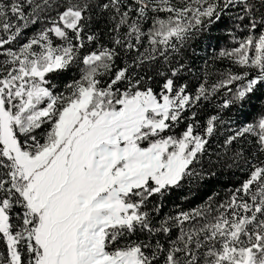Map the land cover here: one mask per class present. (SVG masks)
I'll use <instances>...</instances> for the list:
<instances>
[{
  "label": "snow or ice",
  "instance_id": "obj_1",
  "mask_svg": "<svg viewBox=\"0 0 264 264\" xmlns=\"http://www.w3.org/2000/svg\"><path fill=\"white\" fill-rule=\"evenodd\" d=\"M220 25L232 67L193 87L186 51ZM254 96L264 0H0V264H264ZM215 163L245 178L169 207Z\"/></svg>",
  "mask_w": 264,
  "mask_h": 264
},
{
  "label": "trees",
  "instance_id": "obj_2",
  "mask_svg": "<svg viewBox=\"0 0 264 264\" xmlns=\"http://www.w3.org/2000/svg\"><path fill=\"white\" fill-rule=\"evenodd\" d=\"M232 44L231 37L228 34L227 29L220 25L213 28L210 33H206L203 37L196 38L192 41L191 47L186 51L185 58L188 63L194 67V75L188 74V79L191 86H198L200 82L207 81V85L211 87L212 84L217 83L223 77L221 73L225 72L231 66L227 59H214L219 51L223 48L230 47ZM235 70V69H233ZM224 92L221 91L217 96L215 103H219L223 97ZM259 96V94H258ZM261 107H264V97L258 98L254 96L250 103L245 107L244 112L251 115H255ZM215 104H209L208 107L202 113V116L206 117L208 114H214ZM229 116L232 119L243 121L244 116L240 115L234 108L230 113H225L224 119L228 120ZM251 117H249L250 119ZM221 134L218 136L216 143H222L225 136L228 135L227 129L222 127L220 129ZM222 151V149H217ZM216 158L213 157V160ZM213 171L217 173L211 184L207 186H200L198 189L193 185V192L190 194L187 189L179 190L172 194L170 197L169 207L178 204L186 210L197 205L203 204L207 201L209 196L219 193L220 197H224L226 193L239 182L245 178L246 173L239 171L236 168L229 169L223 163H215L211 166ZM185 197H188L185 199Z\"/></svg>",
  "mask_w": 264,
  "mask_h": 264
}]
</instances>
